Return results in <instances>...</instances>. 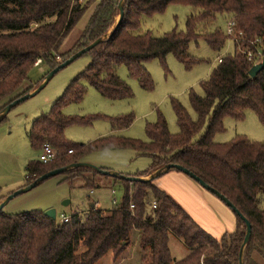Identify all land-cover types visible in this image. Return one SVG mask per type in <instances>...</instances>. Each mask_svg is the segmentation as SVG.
I'll list each match as a JSON object with an SVG mask.
<instances>
[{
    "label": "trees",
    "instance_id": "16d2710c",
    "mask_svg": "<svg viewBox=\"0 0 264 264\" xmlns=\"http://www.w3.org/2000/svg\"><path fill=\"white\" fill-rule=\"evenodd\" d=\"M119 1L0 0V111L35 88L24 87L23 83L28 81L37 59L51 70L59 64L58 60L63 61L113 30ZM170 3L192 8L184 31L172 29L161 36L150 31L136 32L143 16L161 13ZM88 8L91 12L79 39L70 50L60 52L63 39ZM219 14H227L235 21L236 34L242 32L243 39L232 41L234 53L223 56L209 78L200 81L202 94L189 89L194 119L173 98L176 133H170L159 113L155 122L146 125V141L116 134L134 120L129 114L109 117L114 132L87 144L66 140L63 130L68 125L87 124L97 118L96 114L72 116L62 112L68 103L83 99L85 84L110 100L131 97L130 87L116 72L118 66L125 65L141 87L152 88L144 66L147 60L157 58L164 63L165 56L171 53L188 68L197 62L188 52L192 41L203 39L213 51L224 47L228 37L225 30L215 25ZM256 37L261 38L264 51V0H124L119 26L88 51L89 64L27 130L32 148L41 149L48 143L59 157L50 162L29 160L24 186L52 169L79 162L84 155L103 149H131L139 156L149 157V166L133 176L150 175L165 164H179L226 196L248 219L251 235L243 251V264H259L254 254L264 257V206L260 205L264 203V142L244 135H235L226 142L213 140L217 132L224 130V118L240 121L247 109L254 111L264 125V64L251 76L252 63L237 50L238 43L249 47V41ZM68 150L72 152L67 154ZM89 173L94 175L96 171L75 167L64 172V179L80 177L84 186L92 189L97 183ZM152 179L130 181L115 177L114 182L123 189L115 207L109 211L92 207L86 213L70 214L64 223L40 210L4 213L1 209L0 264H94L108 251L116 259L129 244L132 230L138 231L139 246L149 251L142 264H239L245 223L235 212V231L214 238ZM170 235L188 247L183 258L172 256Z\"/></svg>",
    "mask_w": 264,
    "mask_h": 264
},
{
    "label": "rangeland",
    "instance_id": "374dc122",
    "mask_svg": "<svg viewBox=\"0 0 264 264\" xmlns=\"http://www.w3.org/2000/svg\"><path fill=\"white\" fill-rule=\"evenodd\" d=\"M191 11L192 8L188 5L170 3L161 13L143 16L136 32L150 31L154 36H161L172 29L184 31L186 18ZM90 12L91 9L88 8L78 19L63 39L59 48L60 52L65 53L70 50L79 39ZM228 18L227 14L217 15L215 25L224 31ZM234 51V44L229 38L226 39L224 47L220 51L211 50L203 39H198L196 42L192 41L188 48L189 54L197 59V62L191 67H185L171 53L165 56L164 63L157 58L147 60L144 62V66L153 83V87L150 89L141 87L137 79L129 75L125 65L118 66L116 72L128 84L132 96L110 100L103 97L95 88L85 84L86 90L83 99L68 103L63 107L62 112L72 116L96 114L97 118L87 124L68 125L63 130L66 140L75 144H87L98 137L109 134V132L101 134L104 131H110L109 117L129 114L134 116V120L128 129L118 134L120 136L146 141V125L155 122L159 113L165 118L170 133H176L178 126L171 100L178 99L194 119L196 115L189 102V89L193 88L198 94H202L200 81L209 78L212 70L218 64L219 57L232 54ZM90 60V54L86 52L59 69L42 89L12 107L0 121L1 198H5L25 184L27 162L31 159H38L40 155V149L32 148L27 137V130L33 120L50 109L51 104L62 95L68 83L85 69ZM49 71V68L43 63L33 66L29 71L28 81L23 83V86H38ZM223 123L224 130L214 135L217 141L220 140L218 142H226L235 135H244L250 140L264 142V125L259 121L256 113L250 109L245 111L242 120L236 121L226 117ZM130 150L94 151L80 159H82L81 162L91 163L97 167L115 165L117 168H122L125 173H138L146 169L150 164V158L132 156ZM58 157L59 154L56 158ZM113 171L119 172L115 169ZM89 176L100 178L96 179L97 185L92 189L85 187L84 181L80 177L67 180L64 179V173L50 176L35 187L12 197L3 206L2 211L4 213L34 210L45 212L47 209L54 208L58 221L60 214H82V211L90 209L93 203L97 209L111 210L123 196L121 184L117 181L114 182L115 177L103 175L97 171L94 175L89 173ZM143 178L149 180L150 177L143 176ZM3 199H0V202ZM262 199L264 202V198ZM68 201L70 203L65 204ZM260 205L264 206V203H260ZM229 211L230 216H235L231 208ZM198 212L203 222L212 224L211 218L205 213L204 208L198 209ZM219 214L225 222L229 223L225 214L222 215L220 211ZM212 227L213 230H216V226ZM169 247L172 256L177 260L183 258L189 250L174 235H170ZM148 254V249L139 246L138 231L132 230L129 244L116 259L113 258L112 252L108 251L94 264H142ZM254 258L259 264H264V257L255 253Z\"/></svg>",
    "mask_w": 264,
    "mask_h": 264
},
{
    "label": "water",
    "instance_id": "95a60500",
    "mask_svg": "<svg viewBox=\"0 0 264 264\" xmlns=\"http://www.w3.org/2000/svg\"><path fill=\"white\" fill-rule=\"evenodd\" d=\"M123 1L124 0H120L119 3H118V16H117L116 23H115V25L113 27V30L116 29L119 26V24H120V22H121V20L123 18ZM113 30L107 32L102 37L96 38L95 40H93L92 42H90L89 44L84 46L83 48H81L78 51H76L75 53L71 54L68 58L64 59L57 66H55L53 69H51L45 75V77L42 79V81L40 82V84L38 86H36L31 91L23 94L22 96L14 99L13 101H11L7 105H5L0 111V121L12 107L17 105L21 101L27 99L28 97L33 96L40 89H42L46 85V83L49 81V79L53 76L54 73H56L62 67L68 65L70 62L75 60L80 55L88 52L91 48H93L98 43H100V42L104 41L105 39H107L110 36V34L112 33ZM263 64H264L263 62H260V63L254 64L253 66H251V68L249 69V74L251 76H255L257 74V72L263 67ZM81 166L89 167V168H91V169H93V170H95V171H97V172H99L100 174H103V175H109V176H112V177L125 178V179H128L130 181H145V180H148V179H145V178L139 177V176H127V175L121 174V173L116 172V171L105 170V169H102L100 167L95 166L94 164L87 163V162H81V161L73 162V163H71V164H69L67 166L55 168V169H52V170L44 173V174L38 176L37 178H35L31 183H29V184H27L25 186H22L21 188H18L17 190L12 192L11 194L7 195L0 202V210L3 208V206L12 197H14L15 195L20 194L22 192H25V191L33 188V187H35L36 185H38L40 182H42L46 178H48L50 176H53V175H56V174H59V173H64L68 169L75 168V167H81ZM171 168L176 169L178 171H181V172L187 174L189 177H191L195 181H197L203 188H205L206 190H208L209 192L214 194L216 197H218L222 202H224L229 208H231V210L233 212H235V214H237L244 221V223H245V233H244V238H243V241H242V243L240 245L239 254H238V262H239V264H243V251H244V248H245L246 244L248 243V241L250 239V235H251V224L248 221V219L243 216V214L234 206V204L226 196H224L217 189H215L214 187H212L209 184H207L199 176H197L196 174H194L193 172H191L187 168L183 167L182 165L174 164V163L165 164L161 168H158L157 170H155L150 175L149 179L155 178V177L161 175L162 173L167 172ZM93 206L94 205L92 204V207ZM55 213L56 212H55L54 208L47 209L44 212V214L46 216H48V217H50L52 219H56V214Z\"/></svg>",
    "mask_w": 264,
    "mask_h": 264
},
{
    "label": "crops",
    "instance_id": "0c3cea01",
    "mask_svg": "<svg viewBox=\"0 0 264 264\" xmlns=\"http://www.w3.org/2000/svg\"><path fill=\"white\" fill-rule=\"evenodd\" d=\"M133 122V121H132ZM132 123H130L127 127L122 128L118 131H115L116 134H119L123 132L125 129H128L129 126H131ZM109 132L113 133L112 127L110 128V131H104L101 134H105ZM213 140L215 142H218L220 140H216L213 137ZM119 151L124 149H117V148H111V149H103V151ZM100 151V150H98ZM132 151V150H130ZM140 157L137 155L134 151H132V156ZM86 156V155H85ZM80 159L79 161H81ZM102 169L113 171V169L118 170L121 172V174H127V175H134L135 172H123L122 168H117L115 165H100ZM145 170V169H144ZM151 175V174H150ZM145 177V176H144ZM146 177H150L149 175H146ZM96 180H99L100 178H95ZM151 182L158 187L160 190L165 191L174 201H176L185 211L191 216V218L207 233H209L214 238L220 239L221 236L225 233H232L236 229V218L235 216H230V211L226 204L222 202L218 197H216L211 192L207 191L205 188H203L197 181L189 177L187 174L178 171V170H169L167 172L162 173L161 175L153 178ZM24 186V185H22ZM70 202H66L65 204H69ZM93 207L96 208L95 203H93ZM199 207V208H197ZM227 207V208H226ZM92 208V205H91ZM205 209V213L209 215L211 218L212 224L205 223L199 216L198 209ZM89 209L82 211V213L88 212ZM219 211L227 216L229 219V223L225 222L221 215L219 214ZM208 225V226H207ZM212 226H216V230H213Z\"/></svg>",
    "mask_w": 264,
    "mask_h": 264
},
{
    "label": "built area",
    "instance_id": "2783aa9c",
    "mask_svg": "<svg viewBox=\"0 0 264 264\" xmlns=\"http://www.w3.org/2000/svg\"><path fill=\"white\" fill-rule=\"evenodd\" d=\"M235 21L232 18H229L226 22V27H225V34L226 36L232 40V41H239L241 39H243L241 37L242 32H237L235 31ZM250 46L249 47H245L243 48L239 43L237 44V50H239L240 52L243 53L245 59L252 63V65L257 64L262 62V60L264 59V51L261 47V38L256 37L252 40L249 41ZM222 59V57H219L217 59V62H220ZM41 62L40 59H37L35 61V65H39V63ZM72 152V150H68L67 154H70ZM58 153L52 148V146L48 143H44L40 149V155L38 157V159L42 162H50L53 161L56 157H57ZM154 206V204H153ZM130 207L132 208L133 205H130ZM69 215H65V214H60V217L58 219L59 222L64 223V222H68L69 221Z\"/></svg>",
    "mask_w": 264,
    "mask_h": 264
}]
</instances>
